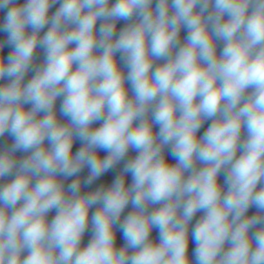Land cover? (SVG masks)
I'll list each match as a JSON object with an SVG mask.
<instances>
[{
    "label": "clouds",
    "instance_id": "9594fccd",
    "mask_svg": "<svg viewBox=\"0 0 264 264\" xmlns=\"http://www.w3.org/2000/svg\"><path fill=\"white\" fill-rule=\"evenodd\" d=\"M153 4L0 0V50L12 49L0 55V137L13 138L0 151V179L14 176L0 185V264H191L189 225L201 211L195 264H264V227L250 234L264 225V0ZM120 20L129 23L117 34ZM37 48L45 55L34 66ZM130 149L137 154L107 187L82 194L78 176L67 189L59 179L87 166L91 185ZM18 151L29 154L17 161ZM252 206L258 213L246 216Z\"/></svg>",
    "mask_w": 264,
    "mask_h": 264
},
{
    "label": "water",
    "instance_id": "95a60500",
    "mask_svg": "<svg viewBox=\"0 0 264 264\" xmlns=\"http://www.w3.org/2000/svg\"><path fill=\"white\" fill-rule=\"evenodd\" d=\"M20 3H23V0H19ZM59 7V4L53 5V7L50 9V15L51 13L55 12L56 9ZM153 7H155V0H154V4ZM211 10V9H210ZM6 11V10H5ZM4 15L5 12L4 11H0V23L3 22L4 19ZM227 17H225L226 19ZM102 21H98L97 22V28H99V25ZM129 23V21H124V20H120L117 22V34H119V31L126 26V24ZM47 27H45V29H43L41 31V35H43V33L45 31H47ZM28 31H31V29H29ZM187 36V29L182 28L181 32H180V43L183 44L185 42V37ZM6 33L0 32V40H6ZM223 47V42H217V53H219V51L222 49ZM11 47L8 46L7 44L4 46V48L2 50H0V55H3L5 58L8 56V54L11 52ZM44 51L41 48H37L36 50V55H35V59L33 61V65L34 66H39L43 63L44 61ZM119 53H117V59L119 60ZM164 61H156L155 64H162ZM155 66V65H154ZM75 67V66H74ZM121 67H123V64L121 63ZM127 70L125 69V72ZM35 73L33 71H29L26 76H25V82H27L28 80H30L32 78V76ZM4 83H6V80H0V85H3ZM251 89L248 90V92H250ZM248 93L246 92V95ZM129 95H131V92H129ZM62 101V97L58 98L56 101V112H57V117L61 122L66 123L67 120L65 117L60 116L59 114V108H60V103ZM25 107H30V105H26ZM42 115V114H41ZM100 122H97L96 124L93 125V127H98ZM212 123V120H206L202 127L200 128L199 132L197 133L198 136L203 135V133L206 131V129L209 127V125ZM154 131H158V126H154ZM247 136V132L246 129H242L241 130V140L243 141ZM13 143V138L11 136H9L7 133L0 137V151L4 150L7 147H10L11 144ZM47 143V142H45ZM81 147V141L80 140H76L73 144V153H75L79 148ZM165 152V156L166 159L169 163H175V159L174 157L171 155L170 153V149L168 147L165 148L164 150ZM29 153H25L22 151H18L15 153V158L17 159V161L25 158ZM99 154L103 157L104 155H106L107 153L103 150H99ZM137 153L130 149L127 156L125 157V160H122L119 164H117L114 168L110 169L109 171H107L106 173H104L102 176H100L98 179H96L91 185H85L83 183V180L89 175V169L87 166H85L79 173H77L76 176L73 177H69L67 179L63 178V177H59L60 180H62L65 189H67L68 184H70L72 182V180L76 179L77 176L81 179V193L85 194L91 191H95L96 189H98L101 186H109L112 181L115 179V177L121 172V170L123 169L124 163L127 159L133 158ZM240 155V152H237V156ZM196 166L199 167H203V165L200 162H197ZM187 175V173H186ZM14 178V176H7L4 177L3 179H0V185L6 184L8 182H10L12 179ZM127 183L130 184L132 181V177L130 174L127 175L126 177ZM219 182L221 185H224V173L223 171L221 172L220 176H219ZM33 183H35V180H33ZM262 185H258V190L259 187H261ZM224 191H227V186L224 185ZM22 203V201H21ZM19 206V205H18ZM160 205H150L149 206V210L151 211L153 208L159 207ZM99 207V205L94 206L92 209H90L89 211V226L88 229L85 231L83 237H82V241H81V247L86 246L89 241L92 238V226H91V214L92 212H94L96 210V208ZM133 211L132 205L131 203H129V205L125 208L124 212L121 215V220L124 219L125 216L128 215L129 212ZM258 213V209L255 206H252L248 209V211L246 212V216H252V215H256ZM204 213L201 212H197L196 215L193 217L190 225H189V246H188V257L189 260L191 262V264H195V256H194V250L196 248V243L195 241L192 239L191 237V231L192 228L195 226L196 222L201 218V216ZM56 215V210L53 209L52 211H50L48 213V220L51 221L54 216ZM261 227H264V225H256L253 229L250 230V234L251 232H255L257 230H259ZM150 240H152L153 242L158 243L159 242V232L157 229L153 228L151 233H150ZM125 244V240L123 238V234L122 232L117 228L116 229V245L117 247H122ZM228 247H230V245L228 243H225L224 245V250H227ZM131 251V250H130ZM23 255H27V252L23 253Z\"/></svg>",
    "mask_w": 264,
    "mask_h": 264
}]
</instances>
